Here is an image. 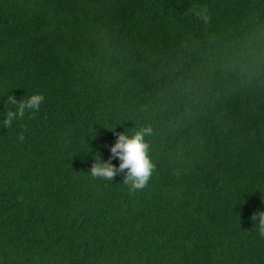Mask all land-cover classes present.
<instances>
[{
    "label": "trees",
    "instance_id": "obj_1",
    "mask_svg": "<svg viewBox=\"0 0 264 264\" xmlns=\"http://www.w3.org/2000/svg\"><path fill=\"white\" fill-rule=\"evenodd\" d=\"M262 212L264 0H0V264H264Z\"/></svg>",
    "mask_w": 264,
    "mask_h": 264
},
{
    "label": "clouds",
    "instance_id": "obj_2",
    "mask_svg": "<svg viewBox=\"0 0 264 264\" xmlns=\"http://www.w3.org/2000/svg\"><path fill=\"white\" fill-rule=\"evenodd\" d=\"M44 101L43 94L34 93L23 101H17L14 97L9 98V103L16 106L15 110H9L4 120L5 125H10L12 120L23 117L25 111L39 112ZM151 134V128L144 127L136 130L131 135L120 133L116 141L110 147L111 157L101 162L96 158L90 169L93 178L111 181L120 172L127 169L123 184L128 187L130 193L143 189L152 176L154 164L149 156V144L145 137ZM23 139V136H20ZM116 158L119 160L118 166L111 163ZM253 219H256L254 216ZM259 234L264 237V212L260 213L258 219Z\"/></svg>",
    "mask_w": 264,
    "mask_h": 264
}]
</instances>
